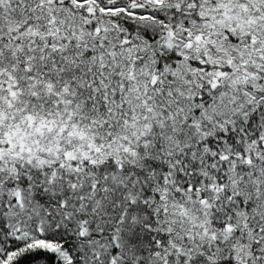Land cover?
Masks as SVG:
<instances>
[{"label": "snow or ice", "instance_id": "obj_1", "mask_svg": "<svg viewBox=\"0 0 264 264\" xmlns=\"http://www.w3.org/2000/svg\"><path fill=\"white\" fill-rule=\"evenodd\" d=\"M0 264H264V0H0Z\"/></svg>", "mask_w": 264, "mask_h": 264}]
</instances>
